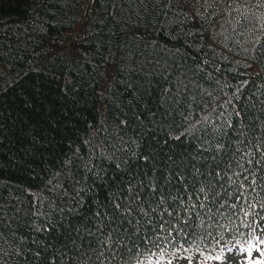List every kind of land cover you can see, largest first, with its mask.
I'll return each mask as SVG.
<instances>
[{
  "label": "trees",
  "instance_id": "16d2710c",
  "mask_svg": "<svg viewBox=\"0 0 264 264\" xmlns=\"http://www.w3.org/2000/svg\"><path fill=\"white\" fill-rule=\"evenodd\" d=\"M264 217V0H0V264L212 253Z\"/></svg>",
  "mask_w": 264,
  "mask_h": 264
},
{
  "label": "rangeland",
  "instance_id": "374dc122",
  "mask_svg": "<svg viewBox=\"0 0 264 264\" xmlns=\"http://www.w3.org/2000/svg\"><path fill=\"white\" fill-rule=\"evenodd\" d=\"M255 223L258 226H262V220L256 221ZM264 231V228H262ZM260 233H258L255 237L256 241L252 243L253 248L251 253L248 254L244 251L243 245L238 244H228L221 246V250L215 256H207L205 259L202 258L201 253H193L190 255L189 251H179L174 256H170L172 260H167L166 263L163 260L160 261L158 264H264V255H262L259 251L261 239L258 237ZM263 246L261 247L262 251ZM223 250H225L223 252ZM148 259V258H147ZM143 264H157L155 260L149 258Z\"/></svg>",
  "mask_w": 264,
  "mask_h": 264
}]
</instances>
